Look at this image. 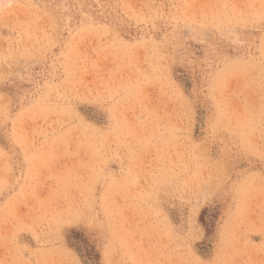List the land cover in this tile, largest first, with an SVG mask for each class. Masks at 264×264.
Returning <instances> with one entry per match:
<instances>
[{
    "label": "rangeland",
    "instance_id": "rangeland-1",
    "mask_svg": "<svg viewBox=\"0 0 264 264\" xmlns=\"http://www.w3.org/2000/svg\"><path fill=\"white\" fill-rule=\"evenodd\" d=\"M0 264H264V0H0Z\"/></svg>",
    "mask_w": 264,
    "mask_h": 264
}]
</instances>
